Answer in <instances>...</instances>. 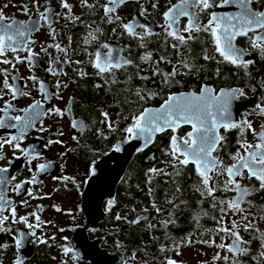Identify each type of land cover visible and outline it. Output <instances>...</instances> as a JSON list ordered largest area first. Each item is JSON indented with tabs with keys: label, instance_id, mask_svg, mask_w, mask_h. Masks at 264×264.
Masks as SVG:
<instances>
[{
	"label": "flooded vegetation",
	"instance_id": "af4514ba",
	"mask_svg": "<svg viewBox=\"0 0 264 264\" xmlns=\"http://www.w3.org/2000/svg\"><path fill=\"white\" fill-rule=\"evenodd\" d=\"M65 3L69 8L63 6ZM179 3L180 0H143V3L132 0L119 4L109 0H0L4 24L15 20L17 25L23 22L35 26L24 37L25 50L13 52L8 49L0 56V61H10L7 64L0 62V109L11 105L6 111H0V118L15 124V120L7 117L25 116L23 109L30 108L37 100L42 105L37 109L41 114L24 131L21 139H13L21 135L19 126L0 127V142L12 141L0 148V169H7V172H0V180L4 181L0 183V197L7 201L0 211V219L8 217L0 225V264H17V261L19 264H139V245L134 240L142 238L147 230L145 220L136 222L139 185L128 182L127 167L112 193L101 184L105 165L104 171L100 169L101 165L99 170L96 168L116 145L128 139L124 129L131 125L132 117L139 114V96L136 95L139 91V50L145 60L142 62L150 64L152 71L165 66L169 73L176 71L175 76H170L173 84L193 79L201 81L198 89L192 87L180 92L199 94L206 86L213 88V94L217 95L220 91L235 89L237 94L231 102L232 109L238 103H251L237 114V127L220 129L219 136L223 140L212 154L220 164L209 173V183L225 185L227 173L220 174L222 169L237 163L233 160L237 152L246 155L244 149L240 151V140L245 134L244 121L258 117L259 123L264 125V113L256 107L264 108V53L252 46L253 40L264 36V30L257 28L247 35L235 37L233 44L243 50L252 63L247 67L234 65L215 52L210 31L193 30V38H188L189 33L183 30L188 24V16L180 17L172 28L164 24V13ZM210 3L212 6L207 9L199 4L189 8L200 25H207L213 14L219 16L223 0H210ZM147 5L151 8L144 12ZM105 6L114 11L106 13ZM250 8L264 11V0H252ZM39 13H45L46 22L39 19ZM135 16L153 23L156 34L136 25L133 28L135 35H129L124 25H132ZM168 32L183 35L185 42L169 36ZM139 35L154 37V43L139 44L142 40ZM103 44L113 49L114 57H122L131 63L99 73L94 67L95 54L97 51L107 53L108 49L101 47ZM29 51L35 53L30 61L27 59ZM205 55L214 58L206 60ZM185 63L189 67H184ZM207 78L213 81L212 84L202 81ZM221 81L227 86H219ZM17 89L27 95L17 94L14 98L12 93ZM241 91L243 95H239ZM55 109H59L60 114ZM181 129H185L186 137L190 129L183 127L175 132ZM263 129L261 126L256 135H251V144L258 142L259 132ZM17 143L19 149L14 147ZM40 165L45 168L41 170ZM34 176L35 182L27 183ZM234 179L248 191L239 210L246 215L250 226L242 227L238 234L243 241L240 249L247 251L228 250L235 240L230 233L226 238L227 245L222 248L225 255L221 251L217 263L264 264V188L255 177L248 178L247 169H242V176ZM93 182H97L104 192L98 209V218H101L95 221L88 218L82 207L83 194ZM18 184L21 187L16 189ZM227 192L226 208H229L237 191L232 188ZM177 197L178 194H173L174 199ZM13 208L15 217L12 216ZM175 208L172 207L170 217L154 220L163 227L158 234L161 237L164 233L163 236L168 237V251L173 255L179 254L181 244L191 236H218L219 231L212 229L216 227V214L223 211L218 198L210 208L195 210L192 213L194 220L188 216L186 223L182 222L183 212ZM208 215H212L210 223L206 221ZM21 217L27 218V223L21 221ZM165 229L166 232L162 231ZM33 232L35 235H31ZM17 240L22 241L19 247ZM41 240L45 242L41 243ZM65 248L72 251L65 254ZM151 255L154 256L151 253L147 256Z\"/></svg>",
	"mask_w": 264,
	"mask_h": 264
},
{
	"label": "snow or ice",
	"instance_id": "6c2138e0",
	"mask_svg": "<svg viewBox=\"0 0 264 264\" xmlns=\"http://www.w3.org/2000/svg\"><path fill=\"white\" fill-rule=\"evenodd\" d=\"M110 3L116 4L117 0H109ZM123 2V0H120ZM230 0H223L224 4H228ZM252 0H240L242 6V11L237 16H216L212 15V18L209 20L207 25H200L196 20L195 13H190L189 8L195 7V4H199L203 9L209 8L211 5L210 0H180V3L173 5L169 8L167 12L164 13L165 23L168 28H172L174 25L178 24L179 18L182 16H188V24L183 29L189 33V39H192L191 32L195 31H205L209 32L215 42V52L219 53L225 61L230 62L231 64L247 67L248 64H251L252 61H241V57L246 53L243 50L237 49L233 44V41L237 35H247L249 31L254 29L264 30V11H253L249 8V4ZM65 8H69V5L66 3L63 5ZM155 6V5H154ZM70 10V9H69ZM105 12L110 13L114 11L113 8H108L105 6ZM39 19L47 21L45 13H39ZM5 17L2 12H0V56H4L6 50L11 49L13 52L20 50H25V41L24 37L29 34L33 26H29L27 23L16 24L15 20H12L10 23L4 24L3 21ZM39 21H37V24ZM125 29L128 31L129 35H135L132 25H124ZM169 36H173L176 40L181 43L185 42V37L178 34L177 32H168ZM261 41V43H257ZM253 48H260V51L264 53V36H259L252 41ZM59 49V45H56ZM102 48L108 49L107 53L102 54L97 51L95 54V64L94 67L98 69L99 73L109 72L114 68H120L123 65L131 63L122 57L113 55V49L107 44L101 45ZM173 47H176L174 45ZM63 51V49H60ZM46 51V49H45ZM35 56V53L29 51V56L27 59L29 61ZM214 57L204 56V59H213ZM2 63H9L10 61L4 59L0 61ZM17 62H20L17 57ZM184 67H189L186 63ZM49 71H53L51 68ZM176 71L172 73H165L164 78L165 82L168 81L170 76H175ZM34 79V77H33ZM5 85L7 86V79L5 80ZM43 88V85H41ZM13 97L17 94L27 95L17 89L13 93ZM237 90H232L230 93H221L220 95H214L213 91L206 86L200 90L199 94L196 93H180L178 95L173 94L169 95L160 108L149 109L144 108L139 114L132 117V123L129 127L124 129V132L127 133V137L130 139H138L144 137L146 142L151 139L153 133L163 132L167 129H171L173 132L181 124L191 125V131L187 133L186 137H177L173 135L171 137V154L173 158L176 159L180 164L187 165L193 163L196 166L197 173L202 177V182L205 186L209 184L210 177L208 173L215 168H217L220 162L216 157L212 156V153L216 150L219 143L223 140V137L216 134V128L222 126L225 129L230 127H237V124L230 122L231 113L229 111L232 100L236 97ZM241 91L239 95H243ZM140 99H145L144 96L140 94L139 91L136 93ZM11 105H6L5 109H0V111H6ZM42 107L39 100L30 107L23 109L25 116L16 115L14 117H7L8 120H15V124H9L4 118H0V127H11L18 128L21 135L13 137L15 140L22 138L24 131L31 127L34 120L41 114L37 111L38 108ZM260 109L261 113H264V108L260 105L256 106ZM57 114H60L59 109H55ZM107 117V113L104 114ZM247 124L248 128H251V124L247 121H244ZM75 127V124H73ZM111 127V125H109ZM264 127V125H262ZM254 135H256L254 133ZM180 140H182L184 147H181ZM4 143L11 144V140H5L0 142V148L3 147ZM53 143V141H49ZM59 143V141H55ZM15 148L19 149V143L14 145ZM240 147L244 149L246 155H241L240 152H237L233 157V160H237V163L232 164L231 166L224 167L220 174L224 172L227 173L226 185H234V189L240 192L239 200H233L229 204V208L237 209L240 208V202L243 200V197L248 194L246 189H241V185L234 179V177L242 176V169H247L248 178L251 179L255 177L260 181V187L264 188V134L258 135V142L256 144H241ZM114 151H120V146L116 145L113 149ZM21 151H24L21 149ZM25 155H28L25 152ZM183 157L181 159L180 157ZM258 165V167H257ZM41 170L45 168V165L39 166ZM155 172L157 169H151ZM0 172H7V169H0ZM35 176L31 181L27 183L35 182ZM4 181L0 180V183ZM21 185H16V189H19ZM229 190V189H226ZM208 194H212L214 189L207 188ZM31 195V192H29ZM7 201L0 197V211L3 210V205ZM12 216L15 217V209L12 210ZM59 211V209H57ZM119 219V217H117ZM8 217L5 216L0 219V225L3 224ZM21 221L27 223V218L21 217ZM39 220V217H37ZM31 228L32 225H29ZM235 227V225L233 226ZM222 231L228 232V229H221ZM35 235V233H31ZM232 235L235 237L233 245L228 246L230 252L240 251L246 252V249H240L241 241L239 235L235 232H232ZM41 243L45 241L41 240ZM22 241L17 240V247L21 245ZM224 247V245H220ZM65 254L72 251L69 248L64 249ZM19 264V261H17ZM167 264H176L173 260H168Z\"/></svg>",
	"mask_w": 264,
	"mask_h": 264
},
{
	"label": "trees",
	"instance_id": "16d2710c",
	"mask_svg": "<svg viewBox=\"0 0 264 264\" xmlns=\"http://www.w3.org/2000/svg\"><path fill=\"white\" fill-rule=\"evenodd\" d=\"M154 37L148 36L143 38L139 44H153ZM144 58L140 56L139 50V92L145 99L139 97V113L149 106H159L171 94L178 93L181 90H189L192 87H200V82L195 79L184 83L173 84L171 78L165 82L164 75L169 73L168 67H161L159 71H152L151 65L143 63ZM148 68V69H146ZM207 84H212V80L207 78L202 80ZM231 84V83H230ZM227 86L225 81H221L219 86ZM178 134L184 137L185 129L177 132H165L158 136L155 142L145 151L139 154L132 160L128 166V182L139 185V211L147 207L145 212L148 214V219L144 223L147 224V230L142 238L134 240L139 245V250L142 247L151 248L150 252L157 256H169L168 237L162 236L157 240L149 237L151 228L148 226V221H153L157 217L168 218L171 215L173 206L175 209H180L183 212L182 222L188 221V216L194 220L192 213L201 207L210 208L217 201L216 195L208 196L207 186L202 182V178L197 173L194 165L180 164L171 154V136ZM223 143H226L224 140ZM166 155L172 165H166V169L151 171L156 165L163 164L162 156ZM175 170L174 172H172ZM173 194H178L176 199ZM188 211V212H187ZM212 215L206 217V221L210 223ZM163 228V227H162ZM167 229L162 230L166 232ZM166 243V247L161 248V245ZM158 245V246H157Z\"/></svg>",
	"mask_w": 264,
	"mask_h": 264
},
{
	"label": "rangeland",
	"instance_id": "374dc122",
	"mask_svg": "<svg viewBox=\"0 0 264 264\" xmlns=\"http://www.w3.org/2000/svg\"><path fill=\"white\" fill-rule=\"evenodd\" d=\"M151 6L147 5L143 8L144 12H148L150 10ZM143 37H146L145 35L140 36L139 39H143ZM142 41V40H141ZM128 84H130V78L128 77ZM184 93V92H180ZM179 94V93H174ZM173 95V94H171ZM251 103H243L240 105V107L237 109L238 113L241 108H243L246 105H250ZM246 119V118H245ZM260 118H250L248 120V123L251 124V128H248L247 124H243V129L245 131L244 137L242 140H240V145L247 143L251 144V135L255 133L263 123H259ZM175 136H179L176 135ZM238 142V140H237ZM243 149L240 147V151ZM181 158V157H180ZM163 164L156 165L155 169L158 170H165L166 165H172L169 158H166V155L162 156ZM182 159V158H181ZM173 170L172 172H174ZM156 172V171H155ZM207 188L214 189L213 193L210 195L208 194V191L206 194L208 196H214L216 195L218 198V201L220 202V205L222 206L223 211H221L220 214H216L217 221L215 222L216 227L212 228L213 230L219 231L218 236L214 235L208 238L201 237V236H191L187 238L185 241V244H181L179 254L173 255V253H170L169 256L165 255L163 257H157V255L148 257L151 252V248H145L142 247L139 250V264H167L168 260H173L176 262V264H218L217 263V255L221 253L222 248L220 245H227V239L229 238L228 235L232 232H235L239 234L242 231V227H247L250 224L248 223L246 219V215H243L240 213V210L232 211V208H226L227 202H228V190H231L234 188V185H213L209 183L207 185ZM218 192V194H217ZM148 210L147 207L142 208V211H139V215L147 214L145 211ZM235 225V227H233ZM148 226L151 228V232L149 233V237L153 240H157L160 238L158 232L162 229L161 225H158L154 222V220L148 221ZM228 229V232L222 231L221 229ZM158 246V245H157ZM166 247V243H163L161 245V248ZM165 249V248H164ZM223 252V251H222ZM224 254V252H223ZM225 255V254H224ZM161 256V255H160ZM162 259V260H161Z\"/></svg>",
	"mask_w": 264,
	"mask_h": 264
},
{
	"label": "water",
	"instance_id": "95a60500",
	"mask_svg": "<svg viewBox=\"0 0 264 264\" xmlns=\"http://www.w3.org/2000/svg\"><path fill=\"white\" fill-rule=\"evenodd\" d=\"M128 1H132V0H123V2H128ZM123 2H120V0H117L116 4L123 3ZM139 3H143V0H139ZM248 6L250 8V4ZM241 11H242V6L240 4V0H230V2L228 4H224V3L222 4V6L219 9L218 15L219 16H226V17L227 16H237L238 14L241 13ZM164 24L166 25L165 22H164ZM136 25L142 26L143 28H145V30L147 32H149L151 34H156L157 28L155 27V25L153 23H151V22L142 21L140 16L139 17L135 16V22L132 23L133 28ZM237 49H239V48H237ZM240 59H241V61H247V60H249V56L243 55ZM209 89H211L213 91V88L210 87ZM222 92L223 93H230V92H226V91H220V92L217 93V95H220ZM184 93H191V92H184ZM176 95H178V94H176ZM163 103H161L158 107H147V108H149V109H157V108H160ZM229 111L231 113L230 122L234 123V124H237L236 123L237 122L236 117H237L238 111H236V113H235L234 109H232L231 106L229 108ZM183 127L189 128L190 129L189 132L192 130L191 129V125H188V124H181L176 130H178L180 128H183ZM221 128H223V127L222 126H218L216 128V134L218 136H219V131H220ZM168 131H172V130L171 129H167V130H165L163 132L153 133L152 136H151V139L147 140V142H146L144 137H141V138H138V139H130V138H128L127 140H125L124 142L119 144L120 151H118L117 153L115 151H112L111 153H109L107 155L108 156L107 157V161H111L113 159L112 156H114V155L120 156L119 157V162H120L119 165L116 164L115 160H113L111 162H106L104 160L100 164L101 165L100 169H102V171H104V165H105V173H106L107 182L109 183V181H110L113 191L115 190V186L119 183V181L123 177L127 167L129 166L130 162L133 159V156L136 153L145 151L147 148H149L153 144V142L155 141V139L158 136H160L163 133L168 132ZM260 134H264V129L259 132V135ZM180 144H181V147H184L182 140H180ZM181 158L183 159L182 156H181ZM189 164H192V165L195 166V164H193V163H189ZM109 167H111V170H108ZM209 173H208V176H209ZM95 174H96V172H94V176H95ZM234 178H236V177H234ZM241 189H246L247 190L246 187H241ZM240 195H241L240 192L237 191L234 200H239ZM241 202H240V204H241ZM147 218H148L147 214L139 215L137 217V219H136V222L137 223L142 222V221L146 220Z\"/></svg>",
	"mask_w": 264,
	"mask_h": 264
},
{
	"label": "bare ground",
	"instance_id": "6f19581e",
	"mask_svg": "<svg viewBox=\"0 0 264 264\" xmlns=\"http://www.w3.org/2000/svg\"><path fill=\"white\" fill-rule=\"evenodd\" d=\"M241 104H239V103L235 104V106H234V112L235 113ZM107 157L108 156L104 157L103 160L100 161V163L96 165L97 170H99V165L104 160L106 162H111V161L115 160L117 165L120 164V162H119L120 156H118V155L112 156L113 159L111 161H107ZM108 170H111V167H109ZM101 184L106 185L105 190H107V191L111 190L112 193L114 192L112 190V185H111L110 181H109V183L107 182L106 173L104 174V178H103V181L101 182ZM94 196H95L96 200H95ZM103 198H104V192H103L102 188L98 185L97 182H93L91 184V186L84 192L83 197H82V207H83V210L85 211V213L88 215V218H91L94 221L101 218V217L98 218V209H100V207H101Z\"/></svg>",
	"mask_w": 264,
	"mask_h": 264
}]
</instances>
